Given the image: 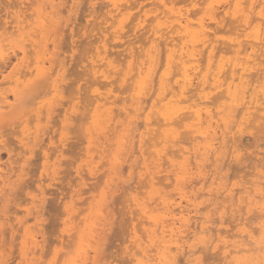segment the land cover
Instances as JSON below:
<instances>
[{"label": "bare ground", "instance_id": "1", "mask_svg": "<svg viewBox=\"0 0 264 264\" xmlns=\"http://www.w3.org/2000/svg\"><path fill=\"white\" fill-rule=\"evenodd\" d=\"M62 1L64 3V0H33L32 2H29L30 4L27 8L29 10L30 8L33 9L34 13L31 12V14L33 16L36 15L35 19L31 18L33 17L32 15H27L29 12L26 13L28 10H26V7L23 9L22 5H20L22 8H19L20 6L18 5L17 7V3L15 4V8L17 9L13 12L10 11L6 13L3 17L0 16V116L3 115L2 118L8 114V112L13 113L15 111L17 103L22 99L27 89L32 87L38 81L45 80V78L49 81L50 85H52L55 94L52 99L45 103L46 109L43 108L45 105L39 106V111L37 113L38 121H36L41 123L44 110H47L46 114L53 111V100L63 91L64 83L62 82L65 80L64 78H66L64 77V74L67 73H64L65 70L67 71V69H65L66 59L60 57V55L57 54L58 52L55 54V50L51 46L53 45L54 48H58V40H56L57 35L53 32L54 30L50 28L55 23L58 16L61 15V12H63L61 11L62 7H59ZM194 1L195 0H191L189 3L194 4ZM158 2L159 4L155 10H159L162 6L161 10L150 19L152 21L150 25H153L154 21H157V25H153V29H151L152 37L145 42L146 48L142 50L144 51L142 56H144L141 58L140 62L135 64L133 62L134 59H131L128 60L127 65L125 64L127 68H125L126 66L122 67L120 63L119 66H121L122 69H117L116 67L118 65L114 64L115 61L110 58L111 52L107 46L108 42L106 43V40L104 41L103 38L102 40L100 38V41H104V43H102V46H97V51L90 61L92 67V69H90L93 71L94 75H97L96 77L99 75L104 79H110L112 74L116 75L118 73V77H120L121 81L127 82L131 80L129 86L126 88V90L128 89V91H130V95H128L130 103L129 105H123L121 108L119 107V99L116 98V95L112 94L115 90L113 91V89H110L109 92L103 93L99 91V88L95 89L96 92L98 91V94H96L97 97L92 100L95 104V115H93L94 117L96 116V124H98L100 131L98 132V135L96 134L95 137L92 136V139H90V162L94 163V153L97 149L94 150L95 142H97L96 144H99L98 146L105 147L106 142L109 140V137L113 132H118V138H115L118 135H114L115 137L112 135V137L116 139V142H113V146L116 144V148H114V146L113 148L115 150L112 149L114 150L113 153L115 155L110 153V155L113 156V158L111 156L112 161L110 162L113 164L112 166L110 165L111 167L108 169L109 173L106 169V173L112 174L110 176L107 175L110 177L109 184H112L110 183V180L112 182L115 180V176L117 178L118 168L121 169V165H123L122 162L123 160L125 161L124 155L126 152L131 148V154L130 151L128 153L130 156L133 154L132 151L134 148L132 149V147L135 146L134 143H136V141L139 143L141 150L151 134L155 132L154 130L158 131V129H155V127L158 126L160 128L163 127V132L161 131L162 134L160 131V133L158 132L159 139V134H161V140H157L154 136L157 140L153 143V146L155 147V151L152 153L154 154V158L150 160L151 162L148 161L150 158H145V171H143V173L141 172V175L146 177L148 181H145L148 185L155 186L162 181V179L158 178V174L160 176V172H164L161 168L162 165H164L162 164L164 157L165 159H167L166 157L170 158L171 165H169V167L174 166L172 170L165 167L168 168L166 169V172L169 170L173 172L176 182L174 194L170 192L164 193L165 191L162 190L164 192L159 193L158 195L154 193L148 200H146V195V199L144 200L137 195L133 197V204L137 206L135 207L138 208L140 211L139 213L142 214L141 216L143 217L144 215V218L147 221V227H145V229L142 228L145 230L143 234H138V232H136L138 229L135 231V235L130 239V242H132L131 245L129 244V247L127 245L131 260L128 263L125 260V263L120 262V264H207L206 260H204L203 252L206 248L208 249V247H211L212 245H214L215 249L218 246L223 248V245L224 248H227L224 249L226 257L223 262L224 264H264V228H262V225H264V174H260L258 178L246 180L241 185H238L239 191L237 190V193L235 192L237 189L236 183L234 186L232 185L233 187L230 189L229 183L227 181L224 182L221 179L224 176L222 174L221 176L218 175V173L220 174L221 172V170L218 171V169L222 167V164L224 163H220V161H223L225 157L228 156V154L222 149L229 146L227 144V139H229L228 136H230L229 134L234 132L235 128L243 130L248 122L249 124L254 123L257 119L255 112L264 109V58L261 56L263 54H258V51H262V48L264 47V0H210L208 6L204 5V7L207 6L208 8L207 15L211 20L210 22L207 21L206 16L200 19L198 18L199 20L197 21L192 20L190 17L191 15L187 13L189 11L188 9V11H183L176 5L179 0H176L175 2L170 0V2H172V5L170 6L168 5V2L164 0H158ZM158 2H156V4ZM196 2L197 1H195V3ZM75 4L72 6H75ZM111 5L112 7L109 9V18L111 19L112 26H114L113 22L114 24L116 22L118 25L117 20L121 22L123 21L119 19V16L124 15L126 13L125 9H128L130 6L128 7V5L119 2L118 0H112ZM72 6L71 11H73ZM222 6V9H224L225 12H228V14L232 12L236 19H239V23L241 21L242 24L238 25L243 26L239 32H236V36H233L229 41L234 49H231L232 46L230 48L229 46L226 47L230 50L227 49L225 52L234 51L235 53L234 58L227 61L222 58L219 59L222 54L220 51L223 48H218L216 44L217 38H214L218 29H213V26L211 25L213 23L212 21H215L213 24L220 22L218 16L223 11L220 10L219 12L218 9ZM147 15L148 12L145 13V18L141 19V21H147ZM124 27L125 26L122 25L120 28L122 29ZM121 32L120 29H116L114 33L119 38L124 37L125 35ZM127 35H129L128 32ZM243 36H247L249 39L245 42L244 39H241ZM162 44L165 46L162 48L166 49L165 59H162L164 60L163 63L161 60V56L164 55H161ZM227 44L228 43H226V45ZM29 47H31V49L33 48L32 51L35 53L34 56H36L35 62L34 59H32L35 64L34 68L30 66L32 65L31 60H28V62L26 61L29 57V53L32 52ZM132 47H126V51L129 49L128 54L126 53V58H128V56L133 57L135 50L132 51ZM206 53L207 55H205ZM11 54L16 61L12 67L11 65L14 60L13 57H11ZM31 57L33 58V56ZM204 58H207V62ZM161 69L162 72L159 75V79L155 80L156 73L161 71ZM99 80L96 82L100 84L103 80L101 82ZM113 82L116 81L111 80V83H109L112 84ZM109 83H102V86ZM156 86L157 97L153 100L152 104H149V97L147 96L151 94L150 92H152ZM147 103L149 105H147ZM69 104L71 106V103ZM149 106L151 111L147 113L145 119H143L144 121L139 120L140 122H138L139 117L141 115L143 116V112L146 111ZM153 108H157V110L154 109V111ZM155 113L159 115L157 118L156 116L155 118L153 116ZM183 113L186 114L180 118ZM9 115L10 114H8V116ZM65 118L70 119L71 116L67 115ZM177 118L182 120L178 121ZM185 119H191V122L189 123L190 129L192 128L191 138H182L179 134V124H182ZM114 123H116V125H114ZM24 124V137L21 142L29 144L32 136H34L33 140L39 137V126L41 125L37 124L35 131H31L32 126L30 127L28 122H24ZM88 129H90V127ZM157 131L154 133L155 135L157 134ZM92 134L95 135V133ZM189 140H191V142ZM187 141L192 144V147H190L191 145H186ZM176 146H179L180 148L177 147V150ZM235 147L237 146L235 145ZM92 149L95 151L94 153ZM238 149H240V147L236 150ZM101 150L102 148L100 151ZM97 151H99V149H97ZM224 152L226 153L225 155H223ZM231 154L233 155V153ZM129 155L126 154L125 156ZM175 157H180L181 159L176 160ZM131 158L132 157H130V159ZM163 163H165V161ZM5 167L0 152V185L1 183H6L5 185H7V179L11 182L12 180L10 177H14L17 173L16 169H12L11 166L7 171L5 170ZM88 167H90V165ZM211 167L213 170L212 173L207 171L208 169H211ZM119 173L121 174V171H119ZM196 177L198 178L197 181ZM189 178H192L191 182ZM82 179H84V177H82ZM188 180L191 184L190 187L185 184V182L188 183ZM200 183L201 186L199 188L197 184ZM109 184L106 187L107 190H109ZM192 184L193 188L191 187ZM184 186H188L190 188L189 191L187 190L188 188L185 189ZM112 187L114 188V186ZM154 190L150 193H153ZM45 192L42 191L41 193L45 194ZM225 192H228L227 199L230 201L225 197V200H223L224 198H221L222 193ZM108 193L110 192L103 190L100 196L101 198L99 200L96 198L98 201L96 199V201H94L95 205L92 208L93 211H90V214H87L81 219L83 220V224L81 226L79 225L80 229H78L79 246L77 247V253H75L72 258H69V260L64 259L66 263L68 261V264H102L104 262V264H107L108 260H104L101 263L99 262L97 258L99 250L96 245L97 238H100L98 237L101 232L100 230L103 226L105 228V225H107L105 224L107 219L105 214L106 209L104 207L106 204L104 203L108 201L106 200L107 196H109L107 195ZM204 196L205 198H203ZM206 197L207 200L211 201V203L207 205L204 203ZM201 198H203V200H201ZM219 199H222V201L220 202ZM30 201V203H32V208L36 209L35 213H37L32 215L34 216L32 218L36 220L38 225L41 223H38L39 219L43 216L40 217L41 214L38 210L40 208L39 204L42 201L41 195H34ZM75 205H77L76 202H73L71 207L69 205L70 208L68 207V209L71 211L70 214L75 211ZM202 205L206 206L204 207L203 213L206 208L212 206L213 211L220 214L219 218L225 219L228 215V220L229 216L231 217L230 219H232V217L233 219H238L239 221H237L238 223H236V227L239 226V228L237 231H232L230 228L224 227L221 229L222 227L220 224V226L217 224L219 229H215V227H213L215 225L212 223L217 222L213 221L215 213H211V215H214L213 217L203 214L201 212ZM242 206H247L248 212L253 211L254 208L261 210L260 215L261 218L263 217V220H259L260 226L258 228L256 225V227L254 226L249 229L250 226L248 223L250 221L248 223L244 221L243 216L245 214H241V210L243 209ZM29 207H27L28 213H33V209L31 206ZM9 213L10 212L6 214L9 215ZM73 216L70 215L67 220H72V218H74ZM141 216L139 217L141 218ZM0 217H3V220L0 218V222L2 223L6 218V220H8V216ZM16 219L18 220L19 218L16 217ZM16 219L14 218V220ZM22 219L21 221L18 220L19 222H22V224H26L29 220L23 219L24 221H22ZM42 219H40V221ZM224 219L221 220L222 223H217L224 224L226 221H224ZM70 223L72 224V221ZM70 223L65 221L67 231L74 230V227H77L72 226ZM22 224L20 223L21 227ZM1 225L2 224H0V230L1 228L3 229ZM37 225L35 226L37 227ZM35 226L33 225V227ZM33 227L32 225H26L22 247H20V264H36V260H39V258H37L38 255L43 251L44 247L42 246L43 243H41V240L45 238L43 236L44 232L40 230L41 228H37L41 232L40 236H43V239H40L39 231H36ZM32 228L34 230H32ZM214 230H217L216 233ZM1 231L0 237L2 235ZM67 236L71 235L68 233ZM1 239L3 238H0V240ZM93 248L94 255L91 256L90 249ZM3 252L1 251V254H3L2 256L4 257L6 252L5 254ZM58 255H60V253ZM62 255L63 254H61L60 257ZM229 257L232 259L231 261H227V259H230ZM91 258H93L92 261ZM112 262H109L108 264H117Z\"/></svg>", "mask_w": 264, "mask_h": 264}, {"label": "rangeland", "instance_id": "2", "mask_svg": "<svg viewBox=\"0 0 264 264\" xmlns=\"http://www.w3.org/2000/svg\"><path fill=\"white\" fill-rule=\"evenodd\" d=\"M32 1L30 0H24V1L23 0H0V16L3 17L5 16L6 13L10 11L13 12L15 9H17L15 8L16 5L17 7L18 5L19 6L22 5L23 9L24 7H26V10H27L28 9L27 6L30 4L29 2H32ZM65 1L66 0H64L65 5L62 1L61 3L62 5L60 4L59 6V7H62L61 9V11H63L61 12L62 16L59 15L60 17L58 16L55 23L50 28L54 30L53 32H55V34L57 35L56 40H58V44H57L58 48L57 47L54 48L53 45L51 46L55 50V54L58 52L57 54L60 55V57L66 59L65 69H67V71L66 70L64 71V73L67 72L65 73L67 76L64 74V77L66 78H64L65 80H63L62 82L64 83L63 91L65 92L62 91L63 93L61 92L57 96V98L53 100V107L55 109V110L53 109L54 112L51 111L50 113L46 114L47 110H44V113L42 114L44 118L41 115L42 116L41 123L37 122L38 121L37 113L39 111V106L45 105V107L43 108L46 109L45 103H47L50 99H52L55 94L52 85H50L49 81H47L45 78L46 81L45 80L38 81L32 87L26 90L22 99L17 103V108L15 109L13 113L8 112V114L10 115L8 116V114H6L5 116L7 117L4 116L3 118H2L3 115L0 116V152L3 157L4 165L6 166L5 170L6 171L9 170V167L11 166L12 169H16V172L18 173V174L16 173L17 175L15 174L14 177L13 176L10 177L12 180L11 181L12 184L7 179L8 181L7 185H5L6 183H1L0 185V199H1L0 200L1 201L0 216H5V217L8 216V220H6L7 218L5 219L4 217L5 220L3 221V223L0 222V224H2L1 227H3V229L1 228V230L3 231L0 230L2 232V235L0 238H3L0 240V243L2 242L0 244V248L2 247L1 248L2 250L0 249V258H1L0 264H20L21 262V255H20L21 248L20 247H22V241L24 239V235L26 232V225L28 226L32 225V227L33 225L34 226L37 225L36 220L32 218L34 217L32 215L37 214L35 213L36 209L32 208V203H30L31 198L34 195H41L42 201L39 204L40 208L38 207L39 209L38 208L37 209L40 211V214H41L40 217L43 215L42 216L43 219L40 218L42 220L40 221L39 219L38 223L39 222L41 223H39L37 227L35 226L33 228H35L36 231L37 230L39 231L40 239H43V236L45 237L43 240H41V243H43L42 246L44 248L43 247L42 248L44 252L41 250L42 253L38 255L37 258H39V260L38 261L36 260V264H43V263L44 264H56V263L57 264H68V261L66 263L64 259L69 260V258H72L74 254L77 253V250H78L77 248L79 246V241H78L79 240L78 239L79 230L78 229H80V226L83 224L82 223L83 220L81 219H83L87 214H90V211L91 212L93 211L92 208L95 205L94 201H96L97 199L99 200L101 198L100 196L103 190L110 192L107 195L109 196L111 195L110 197L107 196L106 200L108 201L107 202L105 201L106 203H104L106 204V206L104 207L107 210V211L105 210L106 219H107L105 221V224L108 225V226L105 225V228L107 227L108 228L105 229L103 226L102 228L103 230L102 229L100 230L102 233L100 232L98 236L100 238L99 239L97 238V245L96 244L94 245H96L97 249L99 250L97 254L98 255L97 258L100 263L103 262L104 260L105 261L108 260L107 261V264H108L109 262H112L114 260L112 263L120 264V262L125 263V260L127 263L130 262L131 260L129 256V252H128L129 250L128 247H129V244L131 245L132 243L130 242L131 241L130 239H132L131 237L135 235V231L138 229L136 232H138V234H143L145 232V230L143 229L147 227V221L144 218V215L142 217L141 216L142 214L139 213L140 211L138 210V208H136L137 206L133 204L134 203V201L132 200L133 197L137 195L141 197V199L143 200L146 199L147 197L146 200H148L149 197L153 195L154 193L158 195L159 193H162L165 191L164 193L170 192L174 194L175 189H176L175 178H174L173 172L171 171L174 166L169 167V165H171V160L169 157H166L168 160L165 159L164 157L163 160L165 161V163H163L164 161L160 160L162 161V164H164L161 167L164 172H160L161 173L160 176L158 174V178L162 179V181L161 183H158V185L156 184L157 186L148 185L146 182L148 181L146 177L141 175V172L143 173V171H145L144 170L145 160L150 158L148 160L150 161L154 158L153 157L154 154H152L155 151V147L153 146V143L156 142L157 140H161V134L163 132V127L161 128L158 126L155 127V129H158V131L154 130L155 132H153V134H151L150 136L152 140L148 138L147 142L144 144V147L141 148V150H140L139 143L136 141V143H134L135 146L132 147V149L134 148L132 151L133 156L129 155L128 152L130 151L131 148L130 149L128 148L129 150L128 152H126V154L129 156H125L126 154L124 155L125 161L123 160V157H122L123 162H125L126 164L122 162L123 165H121V169L122 168L123 169L121 170L120 168H118L119 170H118L117 178L115 176V180L113 179L114 181L111 182L110 180V183L112 184H109V179H110L109 176L112 174H108L109 173L108 169L113 164L110 161H112L111 156L115 155L113 152L115 150L114 148H116L115 146L116 144L114 145L115 147L113 146V144L116 142L115 138L119 137L118 132H115V133L113 132V134L111 133L113 136L114 135H118V136L117 137L114 136L115 137L114 138L111 135L109 137V140L106 142L105 147H100L98 146L99 144H96L97 142H95L94 150L97 148L100 151V149L102 148L100 152L97 151V149L95 150L96 152L92 149L93 153L95 152L94 153V163L96 162L95 164L90 162L91 157L89 155V149L91 148L90 139H92V136L95 137L96 134L98 135L99 134L98 132L100 131L98 124H96L97 123V121L95 120L96 116L94 117L95 104L92 101L95 99V97H97L96 94H98V91L96 92L95 89L99 88V91L103 93L109 92L110 89H113V91L115 90L114 92H112V94L116 95V98L120 100V101L118 100L120 104L119 105L120 108L123 105H126V104L129 105L130 103V99L128 98V95H130V91H128V89L126 90V88L129 86L131 80L127 82L121 81L120 77H118V73L116 75L112 74L111 75L112 77L110 79H104L100 77L99 75L98 77H96L97 75L93 74V71L91 70L92 67L90 65L91 64L90 61L94 57L97 51V46H102V43H104L105 40H106V43L108 42L107 46L111 52L110 58L111 60L115 61L114 64L118 65L116 67L117 69L118 68L122 69V67L127 65L128 60H131V59L132 60L134 59L135 61L133 60V62L137 64L138 62L141 61V58L144 56V55L142 56L144 52L142 50L146 48V43H145L146 40L152 37L151 29H153L152 28L153 25L155 26L157 25V21H154L153 25H150L152 23L150 19L151 17L155 16L161 10L162 6L160 7L159 5L160 9L155 10V8L159 4L158 0H118L119 2L125 3L126 5H128V7L129 6L130 7L128 9H125L126 13L124 15L119 16V19L123 20L122 22L117 20L118 25L116 22L115 24L113 22V25L114 26L116 25L114 28V26H112L111 24L112 23L111 19L109 18V15H110L109 9L112 7L111 5L112 0H92V1L91 0H67L68 4H67V1L66 2ZM164 1H167L169 6L172 5V2H170V0H164ZM173 1L175 2L176 0H173ZM195 1L197 2L195 3ZM195 1H194V4H191L189 3L191 2V0L190 1L189 0H179V2L176 5L179 8H181L183 11L189 10L187 13L191 15L190 17L192 18V20L197 21L200 18H203L206 16L207 21L210 22L211 20L208 18V15H207V9H208L207 6L209 5L210 0H207V1L206 0H195ZM156 2L158 3L156 4ZM19 3H22V4H19ZM73 4H75V6H72ZM204 5H207V6L204 7ZM71 6H72L73 11H71ZM22 7L20 6L19 8H22ZM222 8L223 6L219 7L218 9L219 12L220 10L223 11L218 16V20L220 19V22H219L220 24L219 23L213 24L215 21H212L213 23L211 25L213 26V29L215 30L216 28L218 29L214 37V38L219 39V40L216 39L217 41L216 44L218 48L224 49V50L222 49L223 52L222 50L220 51L222 54L219 57V59L222 58L227 61V60L233 59L235 55L234 51L225 52L227 49H229L232 46L231 42L229 41L231 38H233V36H236L235 35L237 34L236 32H239L240 29L243 28V26L238 25L242 23L241 21L239 23V19H236V17L232 14V12L231 13L229 12L231 14L230 15L228 14V12H225L224 9ZM31 12L34 13L32 8L26 11V13H28L27 15L29 14L32 15ZM146 12H148V15L146 16L147 21L145 22L143 20L141 21V19L145 18ZM223 15H224V18H223ZM31 18L35 19L36 15H34ZM221 19L225 21L223 22ZM122 25H124L125 27L121 29L120 27ZM116 29H120L122 31L121 33L124 34L125 36L122 35L124 37L119 38L114 33ZM127 32L129 35H127ZM246 37L247 36L245 37L243 36V38L241 37V39H244L246 42V40L249 39L248 37L246 39ZM100 38L101 40L103 38L104 41H100ZM129 41L131 45L129 44ZM225 42L228 44L226 45ZM162 45L163 46H161V55L163 54L164 55L161 56V60L165 59V55H166L165 54L166 49L162 48L165 46L164 44ZM129 46L131 47L133 46L132 51L135 50V53H133V57L127 55L128 58H126V53L128 54L129 52V49L126 51V47H129ZM227 46H229V48H226ZM232 48L234 49L233 46L231 47V49ZM29 49L32 51L33 48L31 49V47H29ZM263 49L264 47L262 48V51L261 50L258 51V54H263L261 55L262 58H264ZM34 55L35 53L32 51L31 53H29L28 59H26L27 62L28 60L29 61L31 60L32 65L30 66L32 68H34L35 66L34 62H35L36 56ZM205 55H207V53ZM31 56H33V58ZM11 57H13L12 54H11ZM32 59H34V62L32 61ZM204 59L207 62L206 60L207 58H204ZM13 60H14V62L12 61L13 63L10 62L12 63V65L9 64L11 65V67L16 62L14 57H13ZM163 62L164 60H162V63ZM120 63L122 67L119 66ZM125 68H127V66ZM161 72H162V69L161 71L157 72L158 74L156 73L155 80L159 79V75L161 74ZM98 80L100 82L103 80L104 82L102 81L99 84L98 82H96ZM111 80L113 81L115 80L116 82H113L112 84H110ZM106 82L109 83L110 85L106 84L102 86V83H106ZM156 89H157V86L154 90L152 89L153 91L151 90L152 91L150 92L151 94L147 96L149 97V102H148L149 104H152L153 100L157 97ZM154 91L156 92V94ZM150 98H151V101H150ZM69 103H71V106ZM148 103L147 105H149ZM154 109L157 110V108H153V110ZM261 110L255 112L256 113L255 116H257V119H258V120L256 119L257 121L256 120L255 122L253 121L254 123L250 122L251 124H249L248 122L243 128V130H239L235 128L234 132L229 134L232 138L228 136L229 139H227L228 140L227 144L229 146L222 149L228 154V156L226 155L227 156L225 157V159L227 158L226 160L224 159L223 161L222 160L220 161V163H223V162L224 163L222 164L223 166L221 165L222 167L218 169V171L221 170L220 174L218 173V175L221 176L222 174L224 176L221 179L224 182L227 181L229 183L230 189L236 183V187H237L235 191L236 193L239 191L238 185H241L246 180L258 178L260 174H264V166H263L264 165V135H262L261 133V129L262 127H264V111H263L264 109L262 111ZM149 111H151L150 106L147 107L146 111L143 112L144 114L142 113L144 118L141 115L140 117L142 119L139 117L138 122L145 119V116L147 115ZM184 114L186 113H183L180 116V118L183 117ZM67 115L71 116V118L66 119L65 117H67ZM153 116L154 118L155 116L157 118L159 115L155 113ZM178 118H177L178 121L182 120ZM185 120L184 122H182V124H179V132H180L179 134L181 135L180 137L182 138H185V137L191 138L192 128L190 129V126H189L191 119H187L186 121ZM24 122H28L30 127L32 126L31 131L32 130L35 131L37 124L41 125L39 126L40 127V131H39L40 135L38 134L39 137L33 140L34 136H32L31 137L32 139H30L31 142H29V144L21 142L24 137V133H23V130L25 128ZM114 125H116V123H114ZM89 127L92 130L88 129ZM156 131H157V134L155 135L154 133H156ZM159 131L160 132L162 131L161 134H159L160 139L158 137ZM92 133H95V135ZM107 135H110V134H107ZM154 136L157 140L154 138ZM102 139L104 140L103 137ZM189 141L191 142V140ZM190 142L187 141V143L189 144L186 143V145L187 146L191 145L190 147H192V144ZM235 145L237 147H235ZM179 146H176L177 150L178 148H180ZM239 147L240 149L236 150ZM225 152L223 155L226 154ZM110 153L111 154L113 153V154L110 155ZM231 153H233V155ZM130 154H131V151H130ZM130 157L132 158L130 159ZM175 159L180 160L181 158L175 157ZM88 164L90 165V167H88L89 166ZM165 167H168L171 170L166 172V169L168 168H165ZM106 169L108 170L107 171L108 173H106ZM119 171H121V174L119 173ZM207 171L212 173L213 171L212 167L211 169H208ZM82 177H84V179H82ZM191 179L189 178L190 182H191ZM194 179H195V176H194ZM189 180H188V183L185 182V184H187L190 187L191 184ZM197 180L198 178L196 179V181ZM223 181H220V182H223ZM108 184H109V187H108L109 190H107L106 188ZM111 185L114 186V188ZM188 186L187 187L184 186V187L185 189L188 188L187 190L189 191L190 188ZM197 186L200 188L201 183L197 184ZM191 187L193 188V184ZM152 189L153 190L155 189V190L153 193H150L151 191H153ZM42 191L44 192L46 191L45 194L41 193ZM227 194L228 192L222 193L221 198L223 199L225 197L227 199ZM220 195H219V198H220ZM207 197L206 199H204L205 205L211 203V201L207 200ZM203 198H205V196ZM203 198H201V200H203ZM225 198L223 200H225ZM222 199H219L220 202L222 201ZM227 200L230 201L229 199ZM73 202L77 203V205H75L76 212L74 211L73 212L74 214L73 213L70 214L71 211H69L68 207L69 205L71 207V204ZM29 206H31V208L33 209V213H28L27 207ZM204 207L206 206L202 207V211H201L202 213H203ZM242 207L243 209L241 210L242 212L241 214L243 215L245 214L243 216L244 221H246L247 223L250 221L248 223L250 228L249 226L248 228L251 229L254 226L256 227V225L258 228L260 226L259 220H263V217L261 218V215H260L261 210L258 208H254L253 211L248 212L247 206H242ZM134 208L137 210H135ZM210 208H206L203 214L210 215L211 217L215 215L213 217L215 220L212 218L213 221L222 223L221 220H223L224 218L223 219L219 218L220 214L218 212L215 213L213 211L212 206ZM245 210H246V213H245ZM8 212H10L9 215H7ZM211 213L213 214L215 213V214L211 215ZM70 215L71 216L74 215L73 216L74 218H72V220H67ZM139 216H141V218ZM16 217L19 218L18 219L19 221H21L22 218L24 220L26 219H29V220L28 222H26V224L24 223L22 224V222H19L16 219ZM227 217H225L224 219V221L226 220L224 224L212 222L213 225H215L213 227H215V229H219L218 226L221 225L222 227L221 229H223L224 227V228H230L232 231H237L239 226L236 227L237 225L236 223H238L237 221L239 220L236 218L235 220L233 219V217L232 219H230L231 217L229 216V220L230 221L232 220L230 223ZM0 218H2L3 220V217H0ZM14 218L16 220H14ZM23 219L22 221H24ZM65 221H68V223L72 221V224L71 223L70 224L72 226H77L78 228L74 227V230L72 229L71 231H67ZM142 221H143V224H142ZM20 223L22 224V227ZM250 224L253 226H251ZM33 228L32 230H34ZM37 228L39 229L41 228L40 230L44 232V233L42 232L43 236H40L41 232ZM216 231L214 230L215 233ZM68 233L71 236H67ZM63 240H64V243H63ZM2 245L3 246L5 245V246L3 247ZM209 247L208 249L206 248L207 251L205 250L203 252V257L205 258L204 260H206V263L208 264V262H211V264H224L223 262L226 259L225 254H224V251H225L224 249H227V248H224V245H223V248L221 246L220 247L218 246L216 249L214 248V245H212L210 248ZM1 251L2 252L4 251L3 252L4 254L6 252V255L8 257L6 255L3 257L2 256L3 254H1ZM59 253L60 255L63 254L61 256L62 260H61L60 255H58ZM90 253H91V256L94 255V248L90 249ZM92 260L93 258H91V261ZM228 260L231 261L232 259L230 258V259H227V261Z\"/></svg>", "mask_w": 264, "mask_h": 264}, {"label": "snow or ice", "instance_id": "3", "mask_svg": "<svg viewBox=\"0 0 264 264\" xmlns=\"http://www.w3.org/2000/svg\"><path fill=\"white\" fill-rule=\"evenodd\" d=\"M261 133H262V135H264V127H262V129H261ZM262 228H264V225H262ZM208 264H211V262H208Z\"/></svg>", "mask_w": 264, "mask_h": 264}]
</instances>
